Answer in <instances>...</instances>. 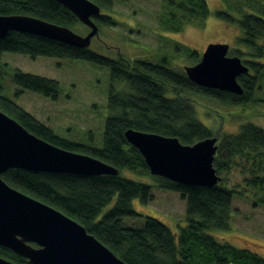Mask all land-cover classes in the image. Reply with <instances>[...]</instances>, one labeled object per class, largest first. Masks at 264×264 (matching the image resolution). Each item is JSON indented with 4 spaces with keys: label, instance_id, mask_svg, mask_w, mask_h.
Listing matches in <instances>:
<instances>
[{
    "label": "trees",
    "instance_id": "1",
    "mask_svg": "<svg viewBox=\"0 0 264 264\" xmlns=\"http://www.w3.org/2000/svg\"><path fill=\"white\" fill-rule=\"evenodd\" d=\"M100 7L93 20L99 30L115 27V0H90ZM225 9L215 15L239 34L228 55L237 56L248 71L237 77L243 91L234 94L201 87L187 77L186 64H196L201 55L182 43L171 42V54L159 62L111 59L88 48L71 46L50 38L11 31L0 40V58L14 52L31 58L38 56L80 59L106 67L112 85L109 88L101 144L68 140L39 121L3 93L0 75V111L29 132L60 148L86 154L138 177L148 178L156 187L176 191L185 200V225L177 233L150 216L138 214L133 201L148 204L153 185L118 175L86 176L71 173L31 171L12 168L2 179L12 188L41 201L81 224L88 233L126 264H264V257L221 241L211 234L230 229L233 190L222 180L206 187L185 185L150 174L140 152L129 144L128 128L176 137L190 145L217 136L213 167L220 176L233 166L240 168L246 186L264 184V130L251 121L242 122L236 133L218 134L195 116L194 103H213L224 108L264 109V0H221ZM158 18L159 29L179 33L187 24L204 26L210 14L206 0H163ZM23 14L70 29L88 28L56 0H0V15ZM184 59L183 65L176 59ZM12 82L17 87L55 100L61 92L58 81L16 70ZM17 92H15V96ZM108 208L104 213L103 210ZM141 218L137 225L135 219ZM125 219L126 222H125ZM132 223V224H131ZM0 257L16 264L27 259L0 246Z\"/></svg>",
    "mask_w": 264,
    "mask_h": 264
},
{
    "label": "rangeland",
    "instance_id": "2",
    "mask_svg": "<svg viewBox=\"0 0 264 264\" xmlns=\"http://www.w3.org/2000/svg\"><path fill=\"white\" fill-rule=\"evenodd\" d=\"M206 2L210 14L203 27L187 24L182 32L173 33L158 28V18L164 10L163 0H115L113 12L109 15L119 22L118 25L102 27L98 36L91 39L89 49L111 59L122 55L130 60L140 58L153 63L171 54L170 41L187 45L200 55L212 43H226L231 50L239 34L238 28L228 25L215 15L216 11L225 9L221 0ZM73 31L84 35L88 29L80 27ZM176 62L183 65L186 61L177 58ZM16 70L58 81L60 95L52 100L17 87L11 80ZM0 75L3 93L51 127L58 136L86 142L87 133L91 132L93 144H101L104 121L109 114L108 92L112 85L106 67L80 59L44 56L31 58L19 53L4 52L0 58ZM202 102L194 103L195 116L214 133H236L239 125L246 121L264 130V109L260 106L243 111L240 108H224ZM120 174L153 185V199L148 204L133 201L138 214L158 219L175 233L185 225V200L180 193L158 188L148 178L138 177L127 170H122ZM247 176L248 173L242 174L236 166L220 174L222 183L233 190L230 229L215 230L211 234L237 248L249 249L264 257V184L257 188L246 186L243 181ZM108 208L110 206L102 213ZM135 222L140 224L141 218L137 217Z\"/></svg>",
    "mask_w": 264,
    "mask_h": 264
},
{
    "label": "water",
    "instance_id": "3",
    "mask_svg": "<svg viewBox=\"0 0 264 264\" xmlns=\"http://www.w3.org/2000/svg\"><path fill=\"white\" fill-rule=\"evenodd\" d=\"M56 1L88 28L84 35L32 16L9 14L0 15V40L20 31L88 48L99 33L93 17L100 15V7L90 0ZM228 51L226 43L209 44L196 64L184 66V72L201 87L241 94L237 77L248 69ZM124 137L153 176L206 187L221 180L213 167L217 136L186 145L176 137L128 128ZM12 168L86 176L118 175L119 169L55 146L0 111V246L26 258V264H126L75 220L9 186L1 176ZM0 264L16 263L0 257Z\"/></svg>",
    "mask_w": 264,
    "mask_h": 264
}]
</instances>
